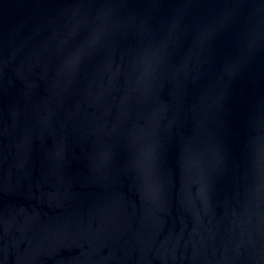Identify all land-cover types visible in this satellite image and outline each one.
Segmentation results:
<instances>
[{"label": "water", "instance_id": "water-1", "mask_svg": "<svg viewBox=\"0 0 264 264\" xmlns=\"http://www.w3.org/2000/svg\"><path fill=\"white\" fill-rule=\"evenodd\" d=\"M0 264H264V0H0Z\"/></svg>", "mask_w": 264, "mask_h": 264}]
</instances>
